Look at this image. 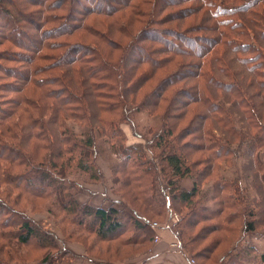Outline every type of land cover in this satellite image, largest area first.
Instances as JSON below:
<instances>
[{"label": "rangeland", "instance_id": "374dc122", "mask_svg": "<svg viewBox=\"0 0 264 264\" xmlns=\"http://www.w3.org/2000/svg\"><path fill=\"white\" fill-rule=\"evenodd\" d=\"M127 1L0 0V112L11 108L9 102L20 100L23 95L30 100L35 99L40 93L35 85H48L47 91L56 98L72 100L68 96L73 95L71 91L66 92L62 86L72 73L69 74L68 67L63 69V66L80 56L78 47L83 44L98 47L111 61L123 59L127 72V83L119 79L118 86H115L113 80L107 81L94 92L99 96L100 104L117 106L119 102L114 98L120 95L119 89H131L124 95V105L127 103L126 107L130 109L128 121L126 115L119 111L98 114L101 122L106 121V124L102 126L97 121L98 130L92 134L95 155L90 156V149L75 151L88 161L86 164L91 170L77 168L75 160L69 167L64 162L67 167L64 170V198L61 196L59 199L47 189L44 199L23 194L21 201L14 202L17 193L8 199L2 192L9 189H0V196L7 199H2L7 212L1 209L4 213L0 211V225L8 222V228L0 229V264H41L49 254L48 264H67L66 258L76 253L83 254L87 264H258L247 239L244 238L246 246L243 249L235 253L233 248L242 237L244 226L248 229L250 222L264 226V197L260 198L261 193L264 196V188L262 185L259 188L260 178L264 177V103L260 102L258 95V92L264 95V90L257 86V77L249 73L252 66L264 68V0H225L218 8L221 14L236 11L241 14L224 15L218 21L211 19V12L203 7L204 0H160L156 17L158 24L149 26L155 31L147 32H141L146 29V19L133 17L130 10L125 9ZM143 9L146 10V6ZM212 13H216V9ZM116 21L123 27L118 25V29L114 28ZM85 28L91 29V33ZM133 35L156 37L163 42L154 44L137 38L139 41L126 49ZM167 35L174 37L168 38ZM119 46L120 50H117ZM70 49L72 51L67 53ZM143 57L145 63L142 62ZM83 64L85 68L90 65ZM103 72L96 75L99 77ZM74 76L73 82L81 78ZM83 78L86 85L100 84L88 80V75ZM160 83L164 91L159 87ZM230 84L241 95L237 99L241 122L233 115L229 128L232 126L243 134V139L236 136V141H239L233 143L230 139L233 134L229 138L216 132L212 119L201 121L205 116L211 117L201 101L208 96L210 98L209 94L212 95L211 103H218L225 111L230 109L226 103L231 99L228 92L234 90H230ZM157 86L158 91L154 92ZM233 101L231 99V103ZM44 102L46 105L51 103ZM110 122L114 126L108 129ZM165 123L172 134L169 139L171 146L192 171V175L176 181L174 193L167 186L169 170L161 160L160 150L152 147ZM258 123H262L263 130L258 131ZM69 125L81 136L80 139L91 134L81 125L72 122L67 127ZM207 130L215 134L210 135ZM110 132H115V136L111 137ZM225 139L231 145L225 144ZM113 144L132 148L138 151L137 156L130 154V160L123 163L120 154L114 153ZM221 144L225 147L217 156L216 151ZM226 146L232 151L228 155ZM213 165L215 168L211 169ZM162 167H165L167 175ZM146 169L151 170V177L144 173ZM137 178L146 185L143 189L145 194L156 199L151 205L156 209L155 214L133 201L127 180ZM150 179L153 189L149 188ZM33 181L31 177L30 185L37 188L39 183L33 184ZM194 185H197L198 193L190 205L174 199L173 195L188 192ZM223 185L227 187L222 188ZM69 187L75 202L81 206L114 207L129 214L116 219L126 230L122 236L142 233L136 231L133 235L132 220L135 218L131 211H138L141 225L150 221L142 233L148 243L120 245L126 237L119 233L109 236L112 237L109 240L100 239L95 233L98 226L94 218L81 217L77 211L64 212L59 206V202L62 206L67 204ZM256 194L260 196L256 198ZM101 196L109 197L110 200L104 201L107 206L98 201H95L96 206L91 204L90 201ZM254 204L259 208L256 209ZM18 210L25 215L34 231V238L26 245H17L14 238L8 236V233L16 231L14 221ZM193 213L197 215V218L194 216L197 224L184 228L186 216H193ZM230 215H235L232 223L226 220ZM204 216L208 219L203 220ZM153 223L167 227L168 241L164 247L161 242H154V236L160 230L154 229ZM218 224L223 229H230L231 234L224 230L214 232L213 228H218ZM181 232L183 239L176 238L175 234ZM259 232L264 235V227ZM48 238L58 247L57 251L46 246ZM217 242L221 245L216 244L215 247ZM173 243L177 246L171 247ZM158 251L160 256H164L158 258Z\"/></svg>", "mask_w": 264, "mask_h": 264}, {"label": "trees", "instance_id": "16d2710c", "mask_svg": "<svg viewBox=\"0 0 264 264\" xmlns=\"http://www.w3.org/2000/svg\"><path fill=\"white\" fill-rule=\"evenodd\" d=\"M160 0H128L125 4V9H129L130 14L135 17L139 16L140 18L146 19L145 27L146 29H143L141 32H147V31H155L153 27L158 24V21L156 20L157 17V9H158V3ZM223 1L225 0H204L203 7L207 8L209 12H211V19L213 20H219L224 15H235V14H241V12L236 11L233 13H223L221 14L220 8L223 5ZM219 2V4H218ZM144 6H146V10H144ZM216 9V13H212V10ZM252 16H255V14L252 12ZM223 23V21H221ZM116 29H118V25H121L120 27H123L122 24H119L118 21L115 22ZM252 26H255L254 24L250 23ZM153 28V29H151ZM235 30V29H233ZM85 31L88 33H91V29H86ZM155 33V32H154ZM263 33V32H262ZM158 34V33H155ZM264 34V33H263ZM148 37V36H147ZM168 38L174 37L173 35H167ZM131 44L127 45L126 49H129V47L135 42V41H148L152 43H159L163 42L162 40L152 37V38H139L131 36ZM139 38V39H137ZM105 40V39H104ZM111 40V39H110ZM109 41V40H108ZM83 44V43H82ZM109 44V43H108ZM117 44V43H115ZM173 48V44L171 45ZM110 47V45H109ZM118 47V46H117ZM117 47H115L117 49ZM80 50H78V54H80L79 57L76 58V60L73 59L72 62H67L65 66H63V69L68 67L69 74L73 78H75L74 75H78L81 78H78L73 82L74 79L72 77L62 82L63 89L67 91H71V94H69V98L72 100H66V98H56L51 91H47L48 85H39L35 88L40 92L38 96H36L35 99L30 100L27 97L21 96V99H15L11 100V108L7 110H2L0 112V189L2 187H7L9 190H5L2 193L5 194V196L9 199L16 194V197L14 198V202L21 201L23 194H29L34 197H37L39 199H44V197L47 195V189L52 190V193H54L56 196H59V199L64 198V170H66L67 167L70 166L72 162L76 161V167L80 168L83 171L91 170L89 168V164L87 160H84L83 158H80V155L75 152L76 150L84 151V149H90L89 153L90 156H93L94 153V138L92 134L98 130L97 127V121H99V124H101V120L99 119V115L101 114H108V113H114L116 111H119L126 115V119L128 121V115L130 112L129 107H126V104L124 105V95L126 96V93L131 89H119L120 95L116 96L117 106L108 107L103 104H100L98 102L97 94H94V92L101 87V84L103 85L104 82L107 81H114L115 86H118L117 80L121 79L123 83H127V72L123 65V59H119L117 61H111L105 58V56L102 54L100 49L98 47L89 46L86 44L80 45L78 47ZM117 50H120V46ZM72 49L68 50L67 53H70ZM121 55L122 49L120 51ZM82 57V58H80ZM204 57V56H203ZM84 58H87L83 61ZM112 62H114L112 64ZM142 62H144V57L142 58ZM253 60H251V63ZM90 63V65L84 66V64ZM79 64V65H78ZM83 64V65H82ZM60 67V66H59ZM58 67V68H59ZM95 69V70H94ZM104 71V72H103ZM103 72L102 74L96 75V73ZM249 73L253 74L255 77H257V81L259 83V88L264 90V68H257V67H250ZM86 75H88V80H95L97 83H100L99 86L93 85H86V80L83 78ZM66 77V76H65ZM85 81H84V80ZM261 79V80H258ZM29 85H32L33 83L31 80L28 79ZM32 83V84H31ZM91 86V87H87ZM163 84L160 83L159 87L162 89ZM217 86V85H216ZM158 86L154 90V92L158 91ZM230 90L231 92H228L230 95V98L234 101L231 103L230 101L226 100V103L230 105V109L223 110L218 105V103L210 101V98L212 99V95L204 98V100L201 99V101L204 103V105L207 107L206 111L208 110L210 118L203 117L201 118V121L204 120H213L215 123L217 129L216 132L219 131L221 133H224L225 136L231 137L233 134L232 142L239 141V139L236 141V136L243 139V134L238 133L235 131L231 125V117L233 115L236 116L237 120L241 122V118L239 119V113L237 111L238 108V102L237 99L241 98V95L239 96L238 89L233 85L230 84ZM120 88V87H119ZM111 90H114V88H110ZM24 90V89H23ZM75 91V94L72 92ZM164 91V90H163ZM18 92V91H17ZM260 93V94H259ZM258 95H260V102L264 103V95L262 92H258ZM257 95V98H258ZM200 98V97H199ZM65 99V100H63ZM147 99L144 101L145 104L148 102ZM224 99H226L224 97ZM236 99V100H235ZM44 101H50L51 103L47 105L44 104ZM82 102V103H81ZM85 103V106H84ZM143 104V103H141ZM208 105V106H207ZM144 106V105H143ZM1 107V106H0ZM219 107V108H218ZM238 113V115H237ZM214 114V115H213ZM234 116V117H235ZM163 122H165V118L163 117ZM203 119V120H202ZM72 122V124H78L83 126L85 129L87 128L89 132L91 133L89 137L85 139H80V135L74 131V129L69 125L67 127L68 123ZM212 122V124H213ZM232 122V121H231ZM106 124V121H103L102 126ZM113 122L109 123L108 129L110 127L113 128L114 125H112ZM57 125V126H56ZM96 125V126H95ZM54 126H56V129H54ZM204 127V125H203ZM163 131L162 133L158 134L156 137L157 142L153 144V148H157L160 150V157L161 160L165 163L166 168L169 170L168 173V182L167 186L170 187L171 193H174L176 191V181L183 179L186 176L192 175L191 168L186 165L185 159L177 153L175 148L170 142L171 132H169V129H166V123L163 125ZM262 123H258V131L263 130L262 129ZM210 135L215 134V132L211 130H207ZM210 131V132H209ZM111 137L115 136V132H110ZM235 135V136H234ZM53 140V141H52ZM224 140V139H222ZM217 142L216 140H214ZM225 144H230L225 139ZM243 142V141H242ZM219 143V142H218ZM222 145V146H221ZM218 145V151H216V154H219L217 156H220L221 150H224L225 145L221 144ZM112 149L114 150V153L118 155L120 154V160L124 161L123 163H126L130 160V154H137L138 151H134L132 148H126L125 145L122 147L121 145H115L113 144ZM230 149V148H229ZM220 150V151H219ZM29 151V152H28ZM49 153L50 154H42V153ZM226 155L230 154L232 152L231 150L227 149V146L225 148ZM81 155H84L80 153ZM75 155H78L76 157ZM137 156V155H136ZM64 157H67V160H64ZM123 157V160H122ZM75 160V161H73ZM64 162L67 167L64 166ZM88 165V166H87ZM215 168V165L211 166V169ZM44 169H49L44 171ZM163 172L166 174L165 167H162ZM146 175H149L151 177V170L146 169L145 172ZM34 178L33 184L35 182L39 183V186L37 188L30 185V178ZM142 179H136V180H127V183L130 186L131 194L133 195V201L135 200L140 206L143 204V206L147 207V210L150 213L155 214L156 209L152 208V203L156 201L154 197L149 198L145 191L143 190L146 185L141 184ZM62 182V183H61ZM57 183L60 184L57 186ZM226 185H223L222 188H224ZM227 187V186H226ZM149 188L153 189V183L149 182ZM259 188L261 189V184H259ZM264 188V187H263ZM197 185H194L192 189L188 192L181 191L178 196L173 195L174 199L178 198L180 203H185L187 206L192 203V199L197 195ZM260 196V195H259ZM66 197L68 198L67 204L62 206V202H59V206H61L62 211H69V212H78L81 213V217H90L94 218L96 220L97 230L95 233L100 237L102 240H109L112 237H109L115 233H119V235L122 236L123 233L126 232L121 228V225L117 223V218H125L126 215L129 216V214L125 213L124 210H119L114 207L110 208H93L91 206L85 205L81 206L78 203L75 202L73 194L69 192L66 194ZM262 197V193L260 198ZM2 199L5 201L6 198L0 196V211L4 213L2 210H6V205L3 204ZM176 200V199H175ZM10 204L13 206H17L15 203L9 201ZM9 204V205H10ZM15 208V207H14ZM2 209V210H1ZM206 211V209H204ZM16 213V211H15ZM14 213V214H15ZM133 217L135 220H132L133 223V230L134 234L136 231L144 233V226L149 224L147 221L144 225H141L142 223L139 212L135 211L132 212ZM17 219L14 221V226L16 228V231L14 233H8V236L14 238L17 245H26L28 242L34 238V231L32 230V226H30L28 220L26 219L25 215L18 210L17 214H15ZM194 216L197 218V215L193 213L192 215H187L186 224L184 225V228H188L192 225L197 224L196 219L194 220ZM233 216L230 215L226 220L229 221V223H232ZM208 216H204L203 220H207ZM145 221V220H144ZM18 223V224H17ZM195 223V224H194ZM8 222L4 221L2 226L0 225V229L8 228L7 225ZM151 224V223H150ZM218 228H213L214 232H222L224 230L225 233L231 234V230L228 228L223 229L220 224H218ZM93 226V225H92ZM139 234L135 236H128L125 239V241H122L120 245L127 246V245H134L137 243L138 245L147 244V237L144 238V234ZM1 235H6V233H2ZM176 238L177 236L181 239H183V232L175 234ZM136 239V240H135ZM49 242L46 243L47 247L55 248L56 251L58 250V247L54 245L51 238L49 239ZM180 240V239H179ZM193 241V240H192ZM48 244V245H47ZM216 244L221 245V242L214 243L215 247ZM54 245V247H53ZM181 248L183 249L182 240L180 243ZM49 249V248H48ZM54 249V250H55ZM230 254V253H229ZM51 259L50 254L48 258L43 260V263L41 264H48V261ZM239 263V262H238ZM237 263V264H238ZM241 264V263H239Z\"/></svg>", "mask_w": 264, "mask_h": 264}, {"label": "crops", "instance_id": "0c3cea01", "mask_svg": "<svg viewBox=\"0 0 264 264\" xmlns=\"http://www.w3.org/2000/svg\"><path fill=\"white\" fill-rule=\"evenodd\" d=\"M261 179V185L264 187V177L263 178H260ZM259 196V195H258ZM257 194H256V198H258ZM103 197V198H101ZM100 198H98L96 200V197L94 198L93 201H90L91 204H93L94 206H96L95 204V201H98L99 203H105L104 205L107 206V202H104L105 200L109 199V197H104V196H101ZM264 196H262L261 198H263ZM110 200V199H109ZM81 201V200H80ZM86 201V200H85ZM83 202V201H81ZM98 203V204H99ZM112 203V201H111ZM110 204V203H108ZM112 205V204H111ZM256 209L259 208L258 205L254 204ZM252 207V205H251ZM254 212L252 211V216H254L253 214ZM253 219H255V216L253 217ZM263 225L262 226H259V225H256L254 224V222H250L248 224V229L246 226H244L243 228V231H242V237L240 239H238L235 243V247L233 248V252H238L240 249H243L246 244H245V239H247V243L250 241L251 242V248L253 249L254 253H253V258L254 260H258V264L261 262L264 261V248L261 249V246L264 247V235H261L262 232H259L261 231V229L263 230ZM243 233L246 235L243 237ZM255 233V234H254ZM258 233L260 235H258ZM159 236L161 238L160 242L162 243L161 246L164 247L166 241H168V234L166 233V231H160L159 232ZM162 238L164 239V241L162 242ZM245 238V239H244ZM263 243V244H262ZM160 245V244H159ZM158 245V247H160ZM165 252V251H164ZM158 254V258L160 256V253L161 252H156ZM155 253V254H156ZM156 254V255H157ZM164 255H161L160 257H163ZM64 260V259H63ZM67 260V264H87V259L84 258L83 254H79V253H76L75 256H69L68 258H66ZM178 260V259H177ZM75 261V262H74ZM153 261V260H152ZM82 262V263H81ZM141 262V261H140ZM264 263V262H263Z\"/></svg>", "mask_w": 264, "mask_h": 264}, {"label": "built area", "instance_id": "2783aa9c", "mask_svg": "<svg viewBox=\"0 0 264 264\" xmlns=\"http://www.w3.org/2000/svg\"><path fill=\"white\" fill-rule=\"evenodd\" d=\"M152 227H153L154 229H158V230H160V231H165V229L167 228V227L157 226L156 223H153ZM160 231H159V232H160ZM160 240H161V238H160L159 234L154 236V242H155L156 244L159 243ZM175 246H177V244L175 245V244L173 243V244L171 245V247H175Z\"/></svg>", "mask_w": 264, "mask_h": 264}]
</instances>
